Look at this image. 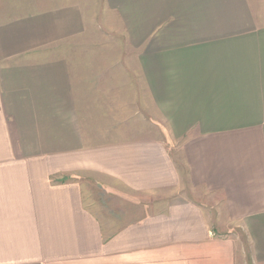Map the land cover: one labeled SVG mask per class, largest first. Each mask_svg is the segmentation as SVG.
<instances>
[{
  "label": "crops",
  "instance_id": "1",
  "mask_svg": "<svg viewBox=\"0 0 264 264\" xmlns=\"http://www.w3.org/2000/svg\"><path fill=\"white\" fill-rule=\"evenodd\" d=\"M0 264H264V0H0Z\"/></svg>",
  "mask_w": 264,
  "mask_h": 264
},
{
  "label": "rangeland",
  "instance_id": "2",
  "mask_svg": "<svg viewBox=\"0 0 264 264\" xmlns=\"http://www.w3.org/2000/svg\"><path fill=\"white\" fill-rule=\"evenodd\" d=\"M247 2H248V4L250 5V8L252 9V12H253V14H254V17H255V19H256V0H247ZM119 44H120V43H119ZM105 49H107V50H112L111 47H109V46H106ZM118 49H119L121 52H123L122 49H121V47H120L119 45H117V50H118ZM117 52H118V51H117ZM97 176H99V175H97ZM97 176H95L94 174H93V175H92V174H85V175H84V178H85V182H86V184L88 185L89 183L93 182V179H94L95 177L97 178ZM98 181H100L101 183H104V182H106V181L108 182V178L102 176V177H100V180H98ZM240 237H241V236H240ZM240 239H241V241H242L243 244H244V243H245L244 238L241 237Z\"/></svg>",
  "mask_w": 264,
  "mask_h": 264
}]
</instances>
